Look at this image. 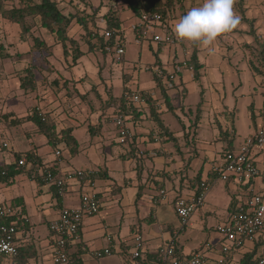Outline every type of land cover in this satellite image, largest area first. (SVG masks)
Masks as SVG:
<instances>
[{
  "label": "crops",
  "instance_id": "0c3cea01",
  "mask_svg": "<svg viewBox=\"0 0 264 264\" xmlns=\"http://www.w3.org/2000/svg\"><path fill=\"white\" fill-rule=\"evenodd\" d=\"M238 1L234 0L233 10L241 18L242 14L236 5ZM202 2L203 0H184L185 13L193 7L200 6ZM243 7L245 17L254 20V35L250 34L251 24L240 21V24L231 33L219 37L212 46L205 48L198 45V56L204 65L202 76L199 80H195L192 70L183 69L174 87L168 90L175 111L178 108L185 110L184 106L175 105L174 100L179 97L182 99L187 97V84L190 81L200 82L204 76L209 74L211 84L219 83L215 80L214 70L222 69L220 71L223 75H228V60L236 59L237 67L239 63L244 61L250 67V59L258 60L248 45L256 46L258 52L256 41L264 46V29L260 28L259 23L261 22L259 18L264 20V0H243ZM111 10L121 19V34L119 36L121 40L113 47L122 45L125 49L121 61L123 69L126 71L117 72V74L122 75L124 83L121 95L114 94L112 85V77L115 75V71L111 63L116 61L115 50L100 51L99 56L95 54L96 58L92 62L95 68L85 69L83 73L76 74L81 58L85 54L95 53L81 47L85 54L78 60L77 64L71 65V57L65 58L68 61L64 60L65 63H69V67H64L60 62H53L56 71L62 75L60 76L62 89L59 92L58 89L60 88L56 87V82L52 88L55 89V91L52 90L54 93L49 92L50 88L44 91L36 99L37 103L33 108L16 112L10 110L8 104L1 111V114H4L7 119L5 121L0 120V165L16 163L18 161L16 155H20L19 159L25 158V164L20 167L18 174L11 178V182L0 183V203L10 204L17 209L18 214L20 213L18 216L17 243L19 246L26 247L31 253L33 252V256L29 259L30 264H56L52 257L53 237L50 224L58 216L63 206L72 207L79 204L81 185L73 178L69 181L65 194L58 198L54 187L34 178V173L39 170V166L43 167V165L49 164L55 165L58 171L63 174L79 169L99 171V176L95 178V181L96 190L101 200L100 211L83 220L80 241L70 248V253L79 259L80 264H131L130 256L136 234H142L144 237V256L148 260H153L156 250L168 241L176 230H179L177 249L180 253L191 254L201 250L213 257L217 256L222 243V237L219 233L216 232V235L206 232L208 229L207 218L204 224L199 226L200 228L195 227L198 217L202 218L213 212L211 209L204 208L209 201V194L205 204L196 211L190 219V224L183 230H180L181 222L175 212L173 202L176 197L189 196L196 190L197 184L194 183L195 180L193 179L199 173L201 180L213 177L210 170L211 162L230 146L223 133L233 135L231 138L234 141L230 147L233 149L237 148L259 126L264 124V104L260 113L255 114L258 118L254 119V130L247 134L243 140L236 142L237 129L233 117H235L237 108L232 109L229 105H225L224 100L227 95L220 98L216 95L219 88L216 90L211 88L210 94L207 90L206 95L204 94L202 97L204 99L202 114L199 123L195 126L197 127L206 119L215 131L214 137L210 142L205 143L197 140L196 135L192 139L185 135V139L182 140L162 118L163 113L168 109L162 103L159 83L155 79L152 69H149L152 71L153 80L156 82L155 86L139 88L136 91L154 90L157 92L158 101L162 103L161 109L163 111L160 118L163 124L173 132L176 140L161 135L162 140L155 142L154 137L161 128L152 119L148 106L142 105L140 106L141 115H128V121L126 120L135 135L134 143H119L114 123L116 109L112 98L121 97L125 92L135 91L131 88V84L138 80L136 69L141 70L157 65L158 57L162 67L171 71L178 60L185 57L189 59L193 47L192 44L185 42L168 46L156 43L151 39H145L138 43L133 31L136 44L141 46V55L138 62L132 64L125 60L127 50L124 32L126 27L132 28L138 17L129 8L127 2L104 0L103 4L99 3L93 8V11L102 20H100V24L105 27L102 34L107 31L105 15ZM178 11L180 13L177 15ZM181 13V10L177 9L174 13L175 16L168 19L165 27L170 26L173 30V26L181 17ZM42 30L48 32L50 38L55 39L53 33L45 28ZM42 38L51 46V50L61 45L57 40L47 39L45 35ZM229 40L234 42L230 43ZM231 45L234 48L231 49ZM183 47L186 48V53L183 52ZM144 50H146L145 53ZM143 53L150 54L151 57L145 65L143 64ZM201 56L206 60L202 59ZM24 57L21 55L17 58L22 60L25 59ZM41 70L44 72L42 66ZM230 73L232 75L238 74V69H233ZM252 73L257 76L260 86H264V74H255L253 71ZM240 83L235 81L234 86L240 85ZM222 87L225 89L224 86ZM33 95L36 96V94ZM250 105L254 108L253 104ZM250 105L247 109L248 115ZM36 107L48 115L55 124V131L58 132L68 127L72 128L73 135L80 142V151L77 155L72 156L66 150L64 143L50 144L47 137L39 132L36 124L27 119ZM193 109L188 108V111L192 116H195L196 109ZM16 119L19 121L14 124ZM90 127L92 131L89 130ZM151 132L152 135H150ZM116 145H120L121 149L116 148ZM155 148H161L162 153L155 157L139 153L140 150L147 151ZM58 149L62 151L60 157L56 155ZM29 152L35 156V162L28 160L26 154ZM80 154L85 156L84 160H80L81 164L76 166L67 163L69 161L67 155L75 159ZM255 155L257 162L264 158V152L256 151ZM159 158L162 160L158 161ZM222 183V189L228 196V203L222 215L217 217L216 223L227 212L234 211L237 205L246 199L238 185L231 181ZM161 189L167 191V197L159 201ZM193 229H196L197 233L202 232L195 239L192 237ZM191 239L193 242L190 241ZM106 248L111 250L110 254H105L99 258L93 255L94 251H101ZM254 251H256L255 254H253ZM249 255L253 256L250 258ZM263 255L264 239H260L255 242H247L242 249L230 256V260L231 264H245L251 259V264H257L258 258ZM252 261L254 262L252 263Z\"/></svg>",
  "mask_w": 264,
  "mask_h": 264
},
{
  "label": "built area",
  "instance_id": "2783aa9c",
  "mask_svg": "<svg viewBox=\"0 0 264 264\" xmlns=\"http://www.w3.org/2000/svg\"><path fill=\"white\" fill-rule=\"evenodd\" d=\"M162 24L163 21L159 12L144 13L132 25V29L136 34V41L139 43L145 39H151L156 43L168 46L182 43L174 34L168 32ZM113 32L107 30L105 32L106 37H111ZM107 50H115L118 61L122 60L125 53L122 45L111 46ZM183 52H187L185 47H183ZM188 60V57L178 60L171 71L157 65L146 67V69H152L157 82L171 89L184 68L192 70ZM148 98L158 99L157 92L154 90H135L125 94V100L137 106L146 105ZM156 108H162V103L158 100ZM114 123L117 129L118 142L121 144L134 143V133L128 126L124 115L121 113L115 115ZM154 140L160 142L162 136L158 134L154 137ZM256 151L264 152V124L259 126L237 148L224 150L219 157L211 162L210 170L214 175V180L202 179L191 195L179 196L174 199V209L181 222L180 230H183L190 224V219L196 211L205 204L212 183L218 179H223L224 181H231L241 188L246 196L245 201L239 203L234 211L227 212L215 226L216 231L222 237L217 256L213 257L201 250L191 254L180 253L177 249L179 230H176L168 241L156 250L153 260H148L144 256V237L142 234H136L130 256L131 264H231L230 256L242 249L247 242L264 239V158L257 162ZM61 153L59 149L56 151V155ZM139 153L155 157L162 153V149L140 150ZM19 163L24 165L25 158L20 159ZM37 173L44 176L43 178L47 183L54 185L57 193L61 196L65 194L68 183L73 178L81 185L79 204L72 207L63 206L58 216L50 224L53 237L52 257L54 263L80 264L72 257L70 248L80 241L83 220L97 214L101 207V200L96 190V181L92 177L93 171L79 169L67 174H56L49 166H43L37 170ZM159 196V201L164 200L167 197V191L161 189ZM17 213V209L12 205L0 204V217L13 216ZM18 233L14 223H0V253L7 256L6 264H16ZM110 253L111 250L106 248L101 251H94L93 255L99 258ZM257 264H264V255L258 258Z\"/></svg>",
  "mask_w": 264,
  "mask_h": 264
},
{
  "label": "rangeland",
  "instance_id": "374dc122",
  "mask_svg": "<svg viewBox=\"0 0 264 264\" xmlns=\"http://www.w3.org/2000/svg\"><path fill=\"white\" fill-rule=\"evenodd\" d=\"M56 1L58 2L60 9L64 13L75 14L76 17H82L86 20L89 19V30H91L93 33H99L100 35H102L105 30V27L100 24L102 20L100 19L98 14H95L93 19L90 17L94 12V6L98 5L99 3L103 4L104 0ZM12 4H19V0H14L11 4L7 5V7H10ZM179 13L180 11H178L176 14L178 15ZM259 20H261V22H259L261 25L260 28L264 29V20L260 18ZM33 33L40 35L41 37L45 35L47 36V39L53 40L49 37L48 32L42 30L38 18L35 19ZM86 34L87 30H85L79 23H77L76 20H74V23L71 26V36L79 41L80 46L84 50H88L90 40L91 43H96L97 47H99V39L96 37L89 39V36ZM124 34L126 40L125 45L127 50L125 54V60L130 61L132 64L137 63L139 60V56L141 55V46L136 44L133 30L131 27H126ZM53 41H56V38ZM231 42L233 43L234 41ZM32 44L33 41L31 38L27 39L26 42L21 40L20 27L18 25L7 21L0 16V48L2 50V54L9 55L3 57L0 53V120L2 119L5 121L7 119L4 114H1V111L6 108V105L9 104L10 110L21 112L26 108H33V106H35V104L37 103L36 99L39 98L44 91L48 90L49 88V92L52 93L53 91H55V89L52 88L56 82V87L60 88L58 89V92L62 89V81L60 79V76L62 75L56 71L54 65L55 62H60L64 67H69V63L64 62V60H68H66L63 56L62 46L59 45L57 47H54V50H51V53H47L45 51L38 53L29 52L30 46ZM230 47L231 49L234 48L232 45ZM93 52L95 53L85 54L81 58V63L76 69V74L79 72L83 73V70L85 69L90 70V68L92 67L93 69L95 68L92 62L96 58L95 54L97 56L100 55V50L98 48ZM145 52L146 50H144V53ZM21 55L25 56V59L21 60L17 58ZM115 58L116 61L114 63H111L115 71V75L112 77L113 92L115 95H121L123 93L124 83L122 75L120 73L117 74V72L126 71V69H123L122 61H118L117 56H115ZM150 58V54H144L143 64L145 65L150 60ZM201 58L206 60L202 56ZM237 63L238 62H236V59H232L231 61L228 60V75H223V73L221 72L222 69L218 68L214 70L215 80H217L219 83L211 84L209 82V80H211L209 74L207 76H204L200 82L190 81L187 84V97L185 99L179 97L174 100L175 105H182L184 106L185 110L178 108L174 112L166 111L163 113L162 118L164 122L176 132L178 137L183 140L185 139V135L189 136L190 139L195 138L196 135L197 140H199L201 143L210 142V140H212L215 131L211 127V125L206 121V119H204L202 123L196 127L195 125H193L195 123V116H192L188 111V108L196 109L197 104L201 101L204 94L206 95L207 90L209 92L211 88H213L214 90H216V88H219L216 95L220 98L227 95L226 99L224 100L225 105H229L232 109L234 107L237 108L235 117H233L237 129L235 135L236 142L243 140V138L247 134L254 130V119L258 118V116H255L254 119L253 117H249L247 109L250 104H253L255 114L258 115L260 113L264 104V86H260L257 76L252 73L246 61L239 63L238 67L236 66ZM34 64L42 66L44 72L41 71L37 74L35 79L36 87L33 90L22 89L20 87L19 76L23 74L24 68ZM233 69H238V74L236 73L232 75V73L230 72ZM136 70L138 71V80L134 81V83L131 84V88L133 90L155 86L156 82L153 80L152 71L146 69V67L141 70ZM235 81H237L238 83L241 82L240 85L234 86ZM222 86H224L225 89ZM214 90H212L213 93ZM32 94H36V96H32ZM116 148L121 149V146L116 145ZM67 156V159H69L67 163L69 162L76 166L81 164L80 160L85 159V156L83 154H80L75 159L74 157H71L69 155ZM161 160V158L158 159V161ZM222 182H224L223 179H218L217 181L212 183V187L210 189L208 197L209 201L204 207L205 209H211L213 212L211 214H206V216L202 218L198 217L196 219L197 224L195 227L197 228H200L199 226L204 224L206 218L208 219V229L206 230V232L208 233L211 232L216 234L217 231L214 226H216L215 224H217V217L222 215V212L225 211V208L228 203V196L222 189ZM197 232L198 231L196 229L192 230L193 239H195V237L202 233L201 231L199 233ZM190 241L193 242L192 239Z\"/></svg>",
  "mask_w": 264,
  "mask_h": 264
},
{
  "label": "trees",
  "instance_id": "16d2710c",
  "mask_svg": "<svg viewBox=\"0 0 264 264\" xmlns=\"http://www.w3.org/2000/svg\"><path fill=\"white\" fill-rule=\"evenodd\" d=\"M14 0H0V16L4 18L5 20L14 23L20 27V38L22 41H26L27 39L31 38L33 41L32 46L30 47V52H47L51 53V46H49L46 41L40 36L33 33V27L35 23V19L38 18L40 22V26L42 28L47 29L49 32L53 33L55 35V38L59 44L62 45L63 48V55L65 58L71 57V65L77 64L78 60L85 54V52L81 49L79 41L70 36V28L74 22V20L77 21L85 30H87V34L89 36V39L92 38H98L99 39V47H97L96 43H91L89 40V51H94L99 48L100 51L106 52L108 47L114 46L117 42L121 40L119 38L121 34V19L120 17L113 11H109L106 13V29L110 31H114L111 37H106L105 33L100 35L99 33H93L91 30H89V19L86 20L82 17H76L75 14H66L64 13L56 0H19V4H12L10 7H7V5L11 4ZM129 8L135 13V15L139 18L144 13L157 11L161 14L163 24H167L168 19L174 17V13L177 9L181 10V16H183L185 13L184 9V0H133V1H126ZM237 7L239 8V12H241L242 17L240 18L241 22H248L251 24V30L250 34L254 35V20H250L245 17V9L243 7V0H239L236 3ZM96 12H93L92 16L90 18H94ZM91 20V19H90ZM166 30L172 34H174L171 27H165ZM183 43V42H182ZM181 43V44H182ZM258 44V50L256 46L248 45V48L251 49V52L258 57V60L250 59V68L255 74H264V46H261L262 44L259 41H256ZM193 52L191 56L189 57V65L192 66L193 71V77L195 80H199L202 76V69L204 67L203 63L200 61L198 56V44L193 45ZM97 48V49H96ZM0 53L3 57L9 56L7 54H2V50L0 48ZM157 66L166 69L165 67H162L163 65L160 64L159 58L157 57L156 60ZM167 70V69H166ZM41 66L40 65H30L26 68H24L23 74L19 76L20 80V87L22 89L26 90H33L35 86V79L36 75L40 73ZM160 92H161V98L162 103L167 106L168 111H175V106L173 105L171 101V96L168 93L169 88L166 86H163L159 84ZM125 94L126 92L118 98H112L114 101V107H115V113L117 114H123L124 117L127 119L128 115H141L142 111L140 110V106L134 105L132 103H129L125 100ZM156 98H148L146 106L149 108V112L151 114L152 119L158 124V126L161 128L160 131H158L157 135H165L169 136L170 139L176 140V138L173 135V132L169 129L168 126H165L160 118V114L162 109L156 108L157 103ZM204 102V99L202 98L201 101L198 103L196 107L195 112V123L193 125H197L200 121L201 112H202V104ZM264 114V113H263ZM249 115L250 117L255 118V111L252 105H250L249 108ZM28 120H31L34 122L37 126V129L39 132L44 134L48 142L52 145L64 143L66 150L72 155L75 156L80 151V142L78 139L73 135V130L71 127L63 128L60 131H55V124L49 119L48 115L41 112L37 107L33 110L32 114L27 117ZM19 120L16 119L14 121V124L17 123ZM92 131V128L89 129ZM152 135V132L150 133ZM223 136L225 139L229 141V149L231 147V144H233L234 139L231 138L233 136L232 134L223 133ZM135 139V135H134ZM134 142V141H133ZM62 152V151H61ZM28 157V160H33L35 162V156L32 152H29L26 154ZM62 156V153L60 155H57V157ZM20 155H16V159L18 160L16 163L13 164H2L0 165V183L3 182H11V178H13L16 174H18V170H20V167L23 165H20ZM44 166V165H43ZM45 166H49L56 174H63L58 171L55 165H49L45 164ZM42 166H39L38 168H41ZM35 168V167H33ZM36 171V170H34ZM31 172V170H30ZM200 174V173H199ZM196 175V177L193 179L195 180L194 183L197 185L200 184L202 181L200 178V175ZM99 176V171H93L92 177L95 180ZM212 178H208L210 180H214V175L212 174ZM44 176H41V174H38L37 171L34 173V178L37 180H42L43 182L47 181L43 178ZM55 189L56 196L58 198H61L62 196L57 193L56 187L54 185H51ZM2 204V203H0ZM20 213L15 214L13 216L8 217H0V223H6V224H15L18 232H19V220L18 216ZM81 232V230H80ZM256 251L253 252L255 254ZM32 254V255H31ZM72 257L80 263L79 259L75 257L73 254H71ZM33 256V252L31 253L30 250H28L24 246L18 245V254L15 257V263L16 264H30L29 259ZM250 258L253 255H249ZM7 256L0 253V264H6L7 262ZM254 261H252L253 263ZM245 264H251V259H249Z\"/></svg>",
  "mask_w": 264,
  "mask_h": 264
},
{
  "label": "clouds",
  "instance_id": "9594fccd",
  "mask_svg": "<svg viewBox=\"0 0 264 264\" xmlns=\"http://www.w3.org/2000/svg\"><path fill=\"white\" fill-rule=\"evenodd\" d=\"M234 0H203L191 8L173 26L175 37L185 43L208 48L219 37L231 33L240 17L233 10Z\"/></svg>",
  "mask_w": 264,
  "mask_h": 264
}]
</instances>
